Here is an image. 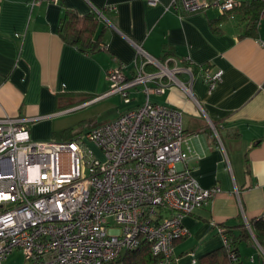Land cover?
<instances>
[{"label": "crops", "instance_id": "0c3cea01", "mask_svg": "<svg viewBox=\"0 0 264 264\" xmlns=\"http://www.w3.org/2000/svg\"><path fill=\"white\" fill-rule=\"evenodd\" d=\"M67 12L94 16L103 48L88 55L63 39ZM262 18L250 35L234 13L185 12L172 0H0V118L25 119L32 141H68L99 124L63 128L57 116L114 100L116 118L142 105V86L129 90L128 102L107 94L110 69L122 65L130 77L139 68L138 45L176 79L162 77L163 91L149 99L181 112L191 156L185 167L201 188L218 189L183 216L188 234L173 242L174 264H199L225 245L223 229L237 234L240 223L250 237L236 247L238 262L264 264L252 232L255 221H264ZM142 69L161 72L150 63ZM218 71L209 90L205 75Z\"/></svg>", "mask_w": 264, "mask_h": 264}, {"label": "built area", "instance_id": "2783aa9c", "mask_svg": "<svg viewBox=\"0 0 264 264\" xmlns=\"http://www.w3.org/2000/svg\"><path fill=\"white\" fill-rule=\"evenodd\" d=\"M246 1L257 0L172 3L185 12L224 13ZM134 47L139 68L130 77L123 66L110 69L107 94L128 102L129 90L142 86L145 100L112 121L68 141L36 142L25 119L0 118V264L14 250L26 264H122V252L136 249L141 239L156 264H174L173 242L188 234L183 216L218 189L201 188L185 167L191 156L181 112L149 99L163 91L162 77L176 80L173 72ZM143 63L161 72H145ZM220 76L205 75L209 90ZM228 258L239 264L234 251Z\"/></svg>", "mask_w": 264, "mask_h": 264}, {"label": "trees", "instance_id": "16d2710c", "mask_svg": "<svg viewBox=\"0 0 264 264\" xmlns=\"http://www.w3.org/2000/svg\"><path fill=\"white\" fill-rule=\"evenodd\" d=\"M262 11H264V0H257L246 1L238 8L224 12L223 14L234 13L240 24H244V27L247 28L246 33L251 35L255 31ZM97 23V19L92 15L78 16L73 12H67L60 21L59 33L67 42L89 55L103 48L101 45L102 31L97 35ZM183 132L186 135L184 130ZM237 227L239 228L237 234H234L232 229H223L226 244L221 249L214 250L201 257L199 264H231L228 258V250H232L236 254V247L240 240L250 237L243 223H240ZM252 232L262 248H264V221H255L252 226ZM236 258L237 260L239 258L237 254ZM118 261L122 262V264H156V257L152 255L147 241L141 239L136 249L122 252ZM101 264L110 263L104 262Z\"/></svg>", "mask_w": 264, "mask_h": 264}, {"label": "rangeland", "instance_id": "374dc122", "mask_svg": "<svg viewBox=\"0 0 264 264\" xmlns=\"http://www.w3.org/2000/svg\"><path fill=\"white\" fill-rule=\"evenodd\" d=\"M261 21H264V18H262ZM118 97L120 98V96ZM136 99L141 101V94H138ZM121 101H124V99L122 98ZM115 110L116 103L114 100L88 105L82 109L57 116V118H60L58 120V125L65 126L63 128L70 127L80 131H86L95 124L112 121L115 118ZM2 264H26V261H24L20 251L14 250Z\"/></svg>", "mask_w": 264, "mask_h": 264}, {"label": "bare ground", "instance_id": "6f19581e", "mask_svg": "<svg viewBox=\"0 0 264 264\" xmlns=\"http://www.w3.org/2000/svg\"><path fill=\"white\" fill-rule=\"evenodd\" d=\"M189 214V213H188ZM150 247V246H149Z\"/></svg>", "mask_w": 264, "mask_h": 264}]
</instances>
